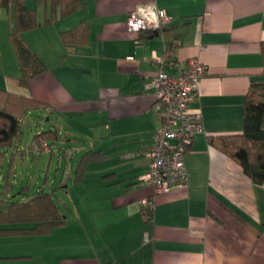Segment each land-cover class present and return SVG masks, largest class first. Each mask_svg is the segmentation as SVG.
<instances>
[{
    "label": "crops",
    "instance_id": "1",
    "mask_svg": "<svg viewBox=\"0 0 264 264\" xmlns=\"http://www.w3.org/2000/svg\"><path fill=\"white\" fill-rule=\"evenodd\" d=\"M84 1L43 24L49 6L25 0L39 24L22 37L46 65L25 85L11 40L13 8L0 7V89L46 103L40 110L61 120L55 127L68 157L63 167L61 145L37 151L32 139L0 158L11 183L19 163L45 160L39 171L47 179L56 162L51 187L60 174L52 193L65 217L48 233L0 235V264H264V181L254 184L209 143L241 133L245 95L262 80L264 0ZM149 8L167 17L156 35L129 31V12ZM79 22L89 26L87 39L65 46L59 32ZM191 58L205 67L190 102L203 131L184 155L187 184L156 194L148 215L143 201L153 189L141 177L159 120L147 84Z\"/></svg>",
    "mask_w": 264,
    "mask_h": 264
},
{
    "label": "trees",
    "instance_id": "2",
    "mask_svg": "<svg viewBox=\"0 0 264 264\" xmlns=\"http://www.w3.org/2000/svg\"><path fill=\"white\" fill-rule=\"evenodd\" d=\"M36 4L49 6V12L41 23L53 24L57 19L82 8L85 1L36 0ZM8 6L13 8L14 28L11 32V40L20 66L19 84L25 85L31 77L46 70L43 60L22 37L24 31L38 26L39 21L36 9L27 8L25 0H0V7ZM88 30L87 24L79 22L72 28L59 32V37L65 46L80 44L87 39ZM142 32L154 31H139V35ZM261 54L264 60V42L261 44ZM261 76L262 80L252 83L245 95L242 105L241 133L209 136L210 145L235 161L242 168L243 173L257 185L264 181V65ZM46 107V103L0 89V158H3V155L21 140L25 114ZM32 139L31 144L38 146L40 141H45L50 149L59 144L60 134L53 126L36 132ZM9 174L10 170L6 174V179L0 184V235L44 234L63 224L65 217L58 209L52 190H44L39 186L30 194L31 186L24 182L17 192L11 194L13 184L7 177ZM146 212L148 215L151 213L149 210Z\"/></svg>",
    "mask_w": 264,
    "mask_h": 264
},
{
    "label": "built area",
    "instance_id": "3",
    "mask_svg": "<svg viewBox=\"0 0 264 264\" xmlns=\"http://www.w3.org/2000/svg\"><path fill=\"white\" fill-rule=\"evenodd\" d=\"M139 10L131 11L127 15L125 24L129 31H157L167 19L165 14L159 15L163 10L149 8L144 9L143 14ZM153 11L156 13L154 21L150 19V13ZM130 21L133 24L138 21L143 23L137 30L130 26ZM204 74L205 67L191 58L186 67L180 69L177 74L170 75L159 71L147 84V87L154 90L159 124L154 129L152 144L147 151L148 168L141 177V181L153 189L152 197L143 201L146 210H152L156 194L187 184L184 155L193 136L203 131L200 113L190 109V102L197 94ZM32 147L35 150L38 147L48 150L45 141H40L38 146L32 144Z\"/></svg>",
    "mask_w": 264,
    "mask_h": 264
},
{
    "label": "rangeland",
    "instance_id": "4",
    "mask_svg": "<svg viewBox=\"0 0 264 264\" xmlns=\"http://www.w3.org/2000/svg\"><path fill=\"white\" fill-rule=\"evenodd\" d=\"M43 19L44 17L41 19V21H43ZM49 33L50 32H48L47 35H49ZM43 36H44V39H40V41L42 42L43 40H45L47 42L49 39L48 38L49 36H46L45 34ZM34 113H35L34 115L28 116L26 119L23 120V124H22L23 135L21 138L22 145L28 146L36 132L46 130L50 127H53V125L58 126L59 130H61L62 128L61 120L56 118L54 114H50L47 111H42V110L34 112ZM35 121H37L39 124L36 125ZM62 139L59 142V145L63 147L64 151H61L63 157H60V159L62 158L61 161L63 163V167H65V163L68 157L66 158V153H67V151H65L66 146H63L65 144V141ZM39 148L40 147H38L37 149L39 150ZM43 159H47V156H44ZM6 162L8 163V160ZM7 163H5L3 172L1 171L2 167H0V184L3 183V179H6V174L8 172ZM1 164L2 163L0 162V165ZM38 164H39V167H38ZM46 164L47 162L45 160L40 161V163H37V160H35L31 165L29 161H27L25 165H21V163H19L17 166V169L13 172L14 174L12 177L13 189H12L11 194L17 192L18 189L21 187V184L25 181H28V184L31 185L30 194L35 192L39 186H42L44 190H52V191L58 190V186L60 185V181H59L60 174L58 175L55 181V184H54L55 188L53 189L51 187V181L53 180V173H54L53 169H55L56 162L52 166L53 168L50 167L49 175L47 179L44 177V172H43L46 167ZM42 169H43L42 172L39 171ZM22 173L23 175L21 176ZM34 176L37 177V183H35L34 178L31 179ZM64 178H66V176ZM58 194H59L58 196L61 198L60 193ZM53 195L55 196V193H53Z\"/></svg>",
    "mask_w": 264,
    "mask_h": 264
},
{
    "label": "clouds",
    "instance_id": "5",
    "mask_svg": "<svg viewBox=\"0 0 264 264\" xmlns=\"http://www.w3.org/2000/svg\"><path fill=\"white\" fill-rule=\"evenodd\" d=\"M139 11H140V13L143 14L145 10L144 9H140ZM164 14H165L164 11H160V13H159L160 16H164ZM155 17H156V13L154 11L151 12L150 13V19L154 21L155 20ZM146 18H149V17H146ZM129 23H130V26H132V27H134L135 29L138 30L142 26V23L143 22L142 21H138L135 24H133V22L130 21Z\"/></svg>",
    "mask_w": 264,
    "mask_h": 264
},
{
    "label": "water",
    "instance_id": "6",
    "mask_svg": "<svg viewBox=\"0 0 264 264\" xmlns=\"http://www.w3.org/2000/svg\"><path fill=\"white\" fill-rule=\"evenodd\" d=\"M154 34L156 35V32H154Z\"/></svg>",
    "mask_w": 264,
    "mask_h": 264
}]
</instances>
